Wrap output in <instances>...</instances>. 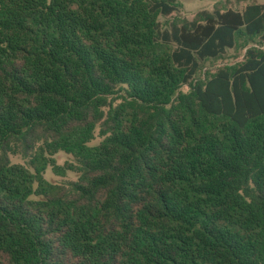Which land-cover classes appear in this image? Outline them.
I'll return each instance as SVG.
<instances>
[{"label": "trees", "instance_id": "1", "mask_svg": "<svg viewBox=\"0 0 264 264\" xmlns=\"http://www.w3.org/2000/svg\"><path fill=\"white\" fill-rule=\"evenodd\" d=\"M177 11L0 0V264H264V4Z\"/></svg>", "mask_w": 264, "mask_h": 264}, {"label": "rangeland", "instance_id": "2", "mask_svg": "<svg viewBox=\"0 0 264 264\" xmlns=\"http://www.w3.org/2000/svg\"><path fill=\"white\" fill-rule=\"evenodd\" d=\"M178 1V11L174 14L176 17H186L192 19L194 15L203 9L212 10L215 6H220L224 8H235L238 10L243 9L251 1L264 4V0H177ZM264 47V46H263ZM245 49L238 48L229 50L225 55V58L211 63L214 67H219L223 65H230L237 61L243 59L245 55ZM58 163L63 164L67 159L64 154L58 155ZM70 179H74L75 175L69 174ZM46 178L50 181H60L62 178L55 176L50 170L46 172Z\"/></svg>", "mask_w": 264, "mask_h": 264}]
</instances>
